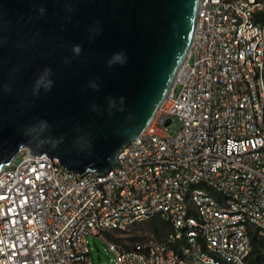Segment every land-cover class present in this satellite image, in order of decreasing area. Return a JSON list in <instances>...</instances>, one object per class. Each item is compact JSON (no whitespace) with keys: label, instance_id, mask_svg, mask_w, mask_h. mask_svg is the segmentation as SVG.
I'll list each match as a JSON object with an SVG mask.
<instances>
[{"label":"built area","instance_id":"1","mask_svg":"<svg viewBox=\"0 0 264 264\" xmlns=\"http://www.w3.org/2000/svg\"><path fill=\"white\" fill-rule=\"evenodd\" d=\"M263 10L264 0H199L186 62L108 173L80 174L27 147L2 166L0 264H93L88 235L157 217L168 228L160 241L108 238L113 264H255L253 238L264 237Z\"/></svg>","mask_w":264,"mask_h":264},{"label":"water","instance_id":"2","mask_svg":"<svg viewBox=\"0 0 264 264\" xmlns=\"http://www.w3.org/2000/svg\"><path fill=\"white\" fill-rule=\"evenodd\" d=\"M198 2L0 0V170L27 147L108 173L169 92Z\"/></svg>","mask_w":264,"mask_h":264},{"label":"rangeland","instance_id":"3","mask_svg":"<svg viewBox=\"0 0 264 264\" xmlns=\"http://www.w3.org/2000/svg\"><path fill=\"white\" fill-rule=\"evenodd\" d=\"M193 62V60H191ZM172 129L177 128V122L174 121L171 126ZM22 159V155L18 154L14 158V162L18 163ZM8 167V166H7ZM68 169L66 168L65 171ZM168 231L167 226L163 223L160 217L143 221L131 225L130 227L111 233L110 235H93L87 236L91 257L93 264H113L114 253L109 249L108 238L112 236L114 239L122 242H149L160 241L163 239ZM256 242H264V237H256ZM264 257V246L260 247ZM255 254H253L254 257ZM264 264V258L262 260Z\"/></svg>","mask_w":264,"mask_h":264},{"label":"clouds","instance_id":"4","mask_svg":"<svg viewBox=\"0 0 264 264\" xmlns=\"http://www.w3.org/2000/svg\"><path fill=\"white\" fill-rule=\"evenodd\" d=\"M80 51H81V48L79 46H76L75 47V52L79 53ZM115 62L123 63L124 62L123 54H121V53L114 54L113 58L111 60H109L108 64H109V66H111ZM50 71H51L50 69H47L46 73H50ZM51 86H52V81L51 80H48L46 83H44V87H45L46 90H49L51 88ZM91 86L93 88L97 87V85L95 83H93ZM47 127H48L47 124H40L39 125L38 132H39V134H41V136H42V133H43L44 129L47 128ZM53 147H55V146H53Z\"/></svg>","mask_w":264,"mask_h":264},{"label":"trees","instance_id":"5","mask_svg":"<svg viewBox=\"0 0 264 264\" xmlns=\"http://www.w3.org/2000/svg\"><path fill=\"white\" fill-rule=\"evenodd\" d=\"M257 21H264V10L263 11H259L257 13V17H256ZM264 246V242H256V237L253 238V254L254 257H252V261L255 264H262V260H263V254L261 252L260 247Z\"/></svg>","mask_w":264,"mask_h":264},{"label":"bare ground","instance_id":"6","mask_svg":"<svg viewBox=\"0 0 264 264\" xmlns=\"http://www.w3.org/2000/svg\"><path fill=\"white\" fill-rule=\"evenodd\" d=\"M194 32H195V23H194V27H193V30L191 32V36H190V40H189V43L187 45V48L185 49V52L180 60V63H179V66L174 74V77H173V82L174 80L177 78V75L178 73L180 72V69L182 68V66L184 65V63L186 62L190 52H191V47H192V43H193V37H194Z\"/></svg>","mask_w":264,"mask_h":264}]
</instances>
